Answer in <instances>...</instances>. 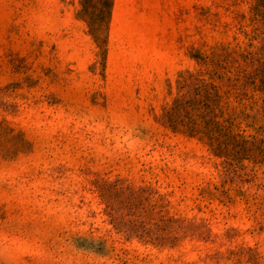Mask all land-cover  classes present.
Here are the masks:
<instances>
[{"label":"rangeland","instance_id":"374dc122","mask_svg":"<svg viewBox=\"0 0 264 264\" xmlns=\"http://www.w3.org/2000/svg\"><path fill=\"white\" fill-rule=\"evenodd\" d=\"M255 6L0 0V264H264V131L218 155L163 125L212 67L264 102Z\"/></svg>","mask_w":264,"mask_h":264},{"label":"trees","instance_id":"16d2710c","mask_svg":"<svg viewBox=\"0 0 264 264\" xmlns=\"http://www.w3.org/2000/svg\"><path fill=\"white\" fill-rule=\"evenodd\" d=\"M251 13L254 20L264 16L259 6L253 7ZM227 74L228 71L221 73L212 67L204 73L197 72V76H181L177 80L178 97L165 110L163 125L173 131H187L191 137L197 135L206 139L213 153L218 155L229 145H254L234 131L249 128L264 131V102L258 108L242 101L231 102L229 91H223L231 80ZM249 110H255L256 114L251 115ZM249 120L252 121L249 123Z\"/></svg>","mask_w":264,"mask_h":264}]
</instances>
